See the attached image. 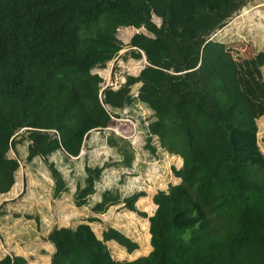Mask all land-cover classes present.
<instances>
[{"label": "trees", "instance_id": "16d2710c", "mask_svg": "<svg viewBox=\"0 0 264 264\" xmlns=\"http://www.w3.org/2000/svg\"><path fill=\"white\" fill-rule=\"evenodd\" d=\"M243 4L0 0V194L14 185L20 165L8 155L10 149L28 141L27 162L36 157L47 161L59 151L79 154L91 131L112 123L107 106L146 105L153 116L147 143L155 137L161 149L182 160L180 168H171L180 182L153 195L152 215L135 206L144 192L123 197L104 190L92 206L94 213H104L121 201L147 218V255L114 260L107 241L129 254L138 244L114 227L98 238L90 223L100 219L91 217L74 228L49 232L46 239L54 247L50 264H264L260 114L245 85L246 76L263 62L238 71L231 52L212 36ZM129 27L143 31L131 36L124 58L141 60L144 55L147 63L137 75H126L118 88H102V76L92 71L114 59L121 50L117 31ZM107 141L122 154V166L130 167L131 145L123 138ZM47 163L52 196L58 198L68 188L62 173ZM109 165L84 168L83 182L73 193L76 207L88 203ZM26 263L20 255L0 258V264Z\"/></svg>", "mask_w": 264, "mask_h": 264}, {"label": "rangeland", "instance_id": "374dc122", "mask_svg": "<svg viewBox=\"0 0 264 264\" xmlns=\"http://www.w3.org/2000/svg\"><path fill=\"white\" fill-rule=\"evenodd\" d=\"M243 2L242 8L212 36L222 41L231 52L238 71L263 62L246 76L245 85L250 93L251 105L260 114L257 117L258 140L264 154V0ZM153 20L160 24L159 18L153 17ZM140 31L143 30L130 27L117 31L121 50L105 68L92 71L102 76V88L111 85L116 89L126 75H137L146 64L144 58H124L131 36ZM137 87H133L134 95ZM106 108L105 111L118 117H114L107 128L91 131L83 140L78 155L59 151L47 161L36 157L27 162L28 141L9 150L8 155L15 157L20 165L14 185L7 193L0 194V256L24 254L29 264L39 261L46 264L51 243L45 238L49 232L54 227L74 228L80 223H87L91 217L100 219L90 223L98 238L101 239V232L107 227H114L138 244L129 254L114 240L107 241L114 260H132L150 252L147 218L129 211L121 201L109 206L104 213H94L92 206L100 200L104 190L118 192L123 197L144 192L145 195L136 201L135 206L138 212L152 215L156 208L153 195L159 190H166L169 184L180 182L171 168H180L182 160L161 149L155 137L147 143V125L153 116L146 105L136 102L124 109ZM19 133L22 134L23 130ZM109 137L123 138L131 145L133 160L130 167L122 166V154L108 144ZM148 145L155 147V151L151 152ZM47 162H52L62 173L68 188L58 198L52 196L54 181ZM105 163L110 165L103 169L95 185L96 192L88 198L86 205L76 207L73 193L76 184L83 182L84 168ZM13 188L15 191H12Z\"/></svg>", "mask_w": 264, "mask_h": 264}, {"label": "crops", "instance_id": "0c3cea01", "mask_svg": "<svg viewBox=\"0 0 264 264\" xmlns=\"http://www.w3.org/2000/svg\"><path fill=\"white\" fill-rule=\"evenodd\" d=\"M180 180V179H179ZM63 227V226H62ZM46 238H47V236H46ZM45 238V241H47V239ZM50 246V250H48L49 251V254H48V257H47V262H46V264H50V260H51V255L53 254V252H54V247H53V245L51 244V245H49ZM12 255V254H11ZM15 255H20V256H23L24 258H26V260H27V263L26 264H29V259L27 258V256H25L24 254H15ZM3 257V255L2 256H0V258H2ZM140 257V256H139ZM133 260V259H132ZM39 264H41L40 263V261L38 262ZM37 263V264H38Z\"/></svg>", "mask_w": 264, "mask_h": 264}, {"label": "built area", "instance_id": "2783aa9c", "mask_svg": "<svg viewBox=\"0 0 264 264\" xmlns=\"http://www.w3.org/2000/svg\"><path fill=\"white\" fill-rule=\"evenodd\" d=\"M107 87H110V88H112V86H111V85H107ZM118 87H119V86H118ZM118 87H116V88H118ZM105 88H106V87H105ZM135 93H136V94H135L134 96H136V95H137V91H135ZM111 118H112V120H113L114 116H111ZM110 125H111V124H110ZM110 125H109V126H110ZM106 128H107V127H106Z\"/></svg>", "mask_w": 264, "mask_h": 264}, {"label": "water", "instance_id": "95a60500", "mask_svg": "<svg viewBox=\"0 0 264 264\" xmlns=\"http://www.w3.org/2000/svg\"><path fill=\"white\" fill-rule=\"evenodd\" d=\"M143 58L145 59V56L143 55ZM146 61V60H145ZM147 63V62H146Z\"/></svg>", "mask_w": 264, "mask_h": 264}, {"label": "clouds", "instance_id": "9594fccd", "mask_svg": "<svg viewBox=\"0 0 264 264\" xmlns=\"http://www.w3.org/2000/svg\"><path fill=\"white\" fill-rule=\"evenodd\" d=\"M127 108V107H126Z\"/></svg>", "mask_w": 264, "mask_h": 264}]
</instances>
